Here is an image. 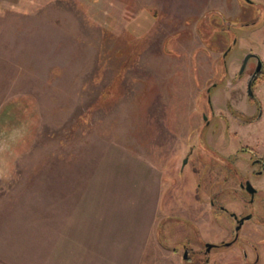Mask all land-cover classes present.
<instances>
[{"label": "rangeland", "instance_id": "1", "mask_svg": "<svg viewBox=\"0 0 264 264\" xmlns=\"http://www.w3.org/2000/svg\"><path fill=\"white\" fill-rule=\"evenodd\" d=\"M250 1L0 0V264H134L136 246L140 264H179L197 230L231 236L220 206L252 215L233 250L264 264Z\"/></svg>", "mask_w": 264, "mask_h": 264}, {"label": "flooded vegetation", "instance_id": "2", "mask_svg": "<svg viewBox=\"0 0 264 264\" xmlns=\"http://www.w3.org/2000/svg\"><path fill=\"white\" fill-rule=\"evenodd\" d=\"M244 1L247 4H252L250 0H244ZM251 58L257 64L259 58L258 57H251ZM261 70L257 73L254 70V72L250 74L248 78V82L251 80V87L257 76L260 74ZM248 82H247V87H248ZM254 164L258 165V169L253 170L251 173L252 175L259 177L263 173L264 161L261 159H256L254 160ZM239 185L241 190L244 191L246 195L240 197V200L244 204L253 203L254 196L258 191V189H256L252 185L249 178H244ZM247 185H249V187L253 192L248 191ZM219 208L222 211L226 212L229 216V219L234 222V228H233V232H231V236L227 240H224L223 238H220V240H215V239L202 240L203 237L202 232L200 231V229L197 230L196 236H194L193 239L190 238H188V240L185 239L186 243L184 240L181 241L182 252L180 254L181 261L179 264H209L210 254L212 252H214L217 256L215 264H259L260 263V252L258 250L257 245L248 243L250 246V250H247L246 248H237L236 250H233V247L239 244L238 242L240 241L241 238L242 229H244L246 226L245 222L252 219V215L249 212L237 214L234 211H227L222 206H220ZM196 228L199 227L196 225ZM219 233L222 235V232ZM168 235L169 232L166 231L165 236ZM180 240L181 239H177V240L173 239L172 241L176 243L179 242ZM200 240L203 241L202 244H200L201 242Z\"/></svg>", "mask_w": 264, "mask_h": 264}, {"label": "water", "instance_id": "3", "mask_svg": "<svg viewBox=\"0 0 264 264\" xmlns=\"http://www.w3.org/2000/svg\"><path fill=\"white\" fill-rule=\"evenodd\" d=\"M233 42H235V40L233 41ZM226 53V52H225ZM251 57H257V55L256 54H254V53H252V52H248V53H246L245 55H244V57H243V59H242V62H241V66H240V69H239V74H241L243 71H244V69H245V67H246V65H247V62H248V60L251 58ZM262 69V61L260 60V59H258V61H257V64H256V67H255V72L257 73V72H259L260 70ZM248 94L250 95V96H252V89H251V80L248 82ZM247 188H248V191H250V192H253L252 190H251V188L249 187V185H247Z\"/></svg>", "mask_w": 264, "mask_h": 264}, {"label": "crops", "instance_id": "4", "mask_svg": "<svg viewBox=\"0 0 264 264\" xmlns=\"http://www.w3.org/2000/svg\"><path fill=\"white\" fill-rule=\"evenodd\" d=\"M156 241H157V247L159 248L160 254L165 252V249L162 247V245L161 244L159 245L158 237H157ZM136 247H137V249L133 252L132 257L134 259V264H140V262L142 261V258L140 257L142 247L141 248L138 246H136ZM108 257H110V256H108Z\"/></svg>", "mask_w": 264, "mask_h": 264}]
</instances>
